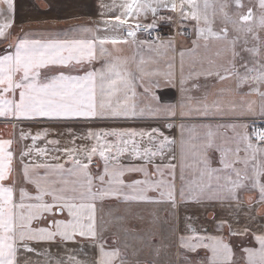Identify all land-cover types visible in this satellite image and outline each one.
<instances>
[{"label":"snow or ice","instance_id":"1","mask_svg":"<svg viewBox=\"0 0 264 264\" xmlns=\"http://www.w3.org/2000/svg\"><path fill=\"white\" fill-rule=\"evenodd\" d=\"M98 9L95 27L25 32L0 53V120L13 127L11 138L0 136V264H33V256L36 264H163L164 245L154 233L132 235L143 228L131 222L145 219L133 205L152 206L149 222L161 228V212L166 222L175 217L172 231H180L181 213L191 220L194 208L239 205L244 190H257L264 204V128L253 119L264 118V60L257 59L264 51V0H100ZM16 11V0H0V39L10 36ZM186 22L196 38L177 66L175 37L156 30ZM212 42L224 44L215 56L230 54L226 64L198 52ZM210 78L233 79L229 91L260 96L259 110L255 101L225 105L194 96ZM170 86L180 98L162 103L157 90ZM38 125L48 127L33 132ZM104 204L112 205L111 220L125 239L153 250L151 261L140 260L139 249L130 260L108 245L109 228L97 216ZM228 227L230 237L249 235ZM187 232L178 237L177 264H192L188 254L198 249L210 255L197 264H235L222 236L197 235L190 226ZM251 235L258 247L242 248L244 264H264V232ZM53 245H76L83 255L87 246L98 255L94 262L71 252L62 259Z\"/></svg>","mask_w":264,"mask_h":264},{"label":"crops","instance_id":"2","mask_svg":"<svg viewBox=\"0 0 264 264\" xmlns=\"http://www.w3.org/2000/svg\"><path fill=\"white\" fill-rule=\"evenodd\" d=\"M100 0H16L17 11L15 17V24L10 30L11 34L7 39L0 41L1 45H5L4 50H10L9 45H14L16 37L23 35L25 32H63L70 28L77 26H88L95 27L96 23L100 20L98 4ZM104 3H110L111 0H103ZM167 14V13H165ZM69 21L72 25L65 28L58 27L57 24L61 21ZM60 21V22H59ZM163 27L170 29V37H175V57L177 66L179 65L180 51H187L192 48V41L196 38L194 35V27L192 23H184L183 25L169 26L167 24H161ZM219 21L216 27L219 28ZM179 33V34H178ZM103 34V33H101ZM231 35V33H230ZM141 39H147V33L139 34ZM168 37V38H170ZM222 42H212L209 48L205 50L203 45L198 50L200 55L208 56L212 59L217 60V63L226 64L230 58V54L225 53L222 57L217 58L215 53L221 51L224 48ZM124 55H131L129 50H125ZM145 55H150L145 52ZM191 63V59L185 58V66L187 69L188 64ZM240 60H237V66L239 67ZM99 67V64L95 65ZM161 69H164L165 65L163 62L159 65ZM207 67V65H205ZM200 83L204 84V79L201 77ZM235 88V81L228 79L223 82H218L214 78H210L207 81V85L201 88L199 92H194V96H205L207 97L208 103L220 100L225 105L230 101L239 102L241 99L245 101H255V107L257 111L262 103L261 97L255 94L252 95H241L235 91H229ZM221 90H224L221 94ZM245 93L248 91L247 88L243 90ZM157 94L161 97L162 103H175L180 98V93L175 87L162 88L157 90ZM257 127H262L264 118L259 116L253 118ZM116 125H110L115 127ZM124 127L126 125H120ZM132 127H145L144 124L131 125ZM48 127L47 125H38L33 127L32 131L35 132L37 128ZM82 129L85 126H80ZM18 130V129H17ZM166 134L167 130L163 129ZM13 127L6 124L3 120H0V136L3 138H11ZM173 135L178 136V131L173 130ZM14 153L18 156L21 144H13ZM179 187V183H177ZM240 199L242 203L237 205L233 204H213L206 205L200 208H194L191 211V220H185L184 214L181 213L179 229L180 231H172L176 226V218L169 216L167 222L165 221V214L160 213L159 223L163 225V228L151 224L149 222L147 209L152 206H137L133 205V209H138L143 212L145 219L143 222L132 221L131 228L139 229L143 228L141 232H133L132 235L147 236L148 233H154L156 238L161 240L162 244V257L163 264H177L178 252V237L181 234L191 235L192 233L187 232V226L195 229L197 235H211V236H222L226 243H229L233 248L235 264H244V253L242 252L243 247H258L252 239V233L264 232V204L259 203V193L255 189L244 190L240 193ZM112 205L104 204L97 206L98 222L109 228L107 235L108 245L112 247H120L122 255H126L130 260L131 251L133 249L141 250L140 260L151 261L153 259V250L145 247L144 243L140 240L125 239L123 232H118L116 226L111 220V216L108 209ZM121 209L126 207L125 205L120 206ZM224 223V227L217 230V225L221 222ZM231 224L232 228L237 231H243L245 228L249 229V235L247 237L241 236H229V227ZM155 229V230H154ZM112 240H116L117 244L112 245ZM128 243L132 245V248L125 249L124 244ZM171 247H168V245ZM44 247V246H41ZM84 251L87 255H83L77 251L76 245H69L68 249L58 250L55 245L52 246V253L54 256L60 258H66V254L71 252L74 253L78 259L87 260L94 262L97 258V250L95 248L85 247ZM192 258V264H197V258L205 259L210 255L207 250L198 249L195 253H189ZM33 264H36L37 257H32Z\"/></svg>","mask_w":264,"mask_h":264},{"label":"rangeland","instance_id":"3","mask_svg":"<svg viewBox=\"0 0 264 264\" xmlns=\"http://www.w3.org/2000/svg\"><path fill=\"white\" fill-rule=\"evenodd\" d=\"M244 3L246 5H248L249 0H244ZM150 19H151V17H149V21H150ZM69 25H72V24L69 21H63V19H62V21L60 23L57 24L58 27H62V28H65V27H67ZM160 27L163 29V33L167 37H170V35H171L170 29H167V28L163 27L162 25H160ZM229 33H231V27L230 26H229ZM259 34H260L261 38L264 39V31H261ZM0 41H2V39H0ZM255 43H256L255 41H251L250 40L248 47H252ZM5 45H1V43H0V53H3L5 51L4 50ZM243 56H244L245 60H251L252 59V57H250L247 53H244ZM257 59L264 60V51L261 52V56L258 57ZM262 123H263L262 128H264V121Z\"/></svg>","mask_w":264,"mask_h":264},{"label":"built area","instance_id":"4","mask_svg":"<svg viewBox=\"0 0 264 264\" xmlns=\"http://www.w3.org/2000/svg\"><path fill=\"white\" fill-rule=\"evenodd\" d=\"M156 32L159 33V35L162 37V38H168L164 33H163V29L159 26V28L156 30ZM156 33L154 32L153 33V37H155Z\"/></svg>","mask_w":264,"mask_h":264}]
</instances>
